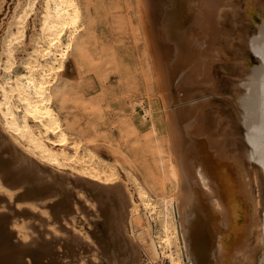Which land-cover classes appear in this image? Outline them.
I'll use <instances>...</instances> for the list:
<instances>
[{"label":"bare ground","instance_id":"1","mask_svg":"<svg viewBox=\"0 0 264 264\" xmlns=\"http://www.w3.org/2000/svg\"><path fill=\"white\" fill-rule=\"evenodd\" d=\"M74 5L60 12L76 22L61 27L57 4L0 0V64L31 61L24 52L35 48L36 25L54 40L46 44L53 54L40 71L17 68L10 75L0 69V96L10 112L22 103L12 116L16 125L25 124L29 109L45 116L57 136L106 172L108 184L61 183L47 173L42 175L49 180L40 182L41 172L17 169L20 154L0 130V176L14 188L26 186L24 197L44 201L60 195L46 202L49 217L47 207L42 216L33 205L14 203L11 192H0V264H264V0H135L143 74L155 88L159 111L144 106L149 130L142 134L144 123L134 112L146 103L125 91L130 107L118 127L125 150L111 142L103 149L89 131H97L93 124L102 116L103 95L86 97L62 82L71 59L89 63L101 79L117 57L107 47L93 48L94 0ZM29 23L28 36L16 41ZM74 95L93 114L89 129L65 113ZM63 184L91 192L105 231L73 230L79 199ZM16 219L22 227H13ZM26 225L33 230H24Z\"/></svg>","mask_w":264,"mask_h":264},{"label":"rangeland","instance_id":"2","mask_svg":"<svg viewBox=\"0 0 264 264\" xmlns=\"http://www.w3.org/2000/svg\"><path fill=\"white\" fill-rule=\"evenodd\" d=\"M94 2H95V7L93 8V11H94V14H96L95 22L97 23L96 24L97 28L95 31L96 33H94V35H96V40H95L96 44L93 45V48L102 47V46L107 47V48L113 50V52L115 53V55L117 57H115V60L113 61L112 65H110V68L108 69L109 72L107 71V74H106L107 77L106 76L104 77L105 80H103L104 78L100 79L99 74L96 73L97 71L93 70L94 68H92L89 63L78 64V62L71 59L68 63L66 76L62 82L65 83L66 81H69V83L78 86L77 87L78 90H80V92H82V93H85L86 97H92V96L98 95V94H101V96L103 95L102 97L100 96L101 102H102L100 104V106H102V108H103L102 109L103 112H101L102 116L99 120H97L95 122V124H93V121H92V118L94 119L93 114L91 113L92 114V117H91V114L89 111L90 109H88V108H85L88 110V111L86 110L87 112L82 110V109H84L83 108L84 105L80 102V100L76 99V97H77L76 95H74L72 97V99H70L68 101V104H66L65 113L67 112L66 114L67 115L69 114L68 116L70 117V119L75 120L76 124L79 127L81 126L82 128L87 129L88 126L90 128V124H91V126L93 124L96 127L97 131H95L94 128L93 129L88 128V129H89L90 133H92L94 131L93 132L94 135L93 134L92 135L96 138L97 142L102 144L101 146H104L103 149L107 150V147L108 146L110 147V145H108V144H110V142H111L112 145H114V144L117 145L118 143H121V145H120L121 149L125 150L124 148H126V146H124L122 144V137H121L120 130L118 127L120 126V124H121L120 122H122L126 113L128 112V108L130 107V101L128 99V95L126 92H132V91H133V93L135 92L136 98H141L142 102L146 103V105L143 104V107H142V105L139 104L137 106L136 111L134 112L135 119L137 118L136 121L138 122L140 120L138 122V123H140V125L144 123L143 126H141V128H140V130L142 131L141 132L142 134H144V132L147 133L146 131L149 130V125L146 124V126H145V122L142 119V115L145 114L144 106H147V105L150 106V104H151V106L153 107V112L155 114H157V112L159 111L158 110V106H159L158 101L159 100L157 98L158 96H157L156 92H154L155 88L152 89L153 87L148 85L147 81L145 80L146 76L144 74L146 72V66H145L146 62H145L143 56L140 55V51H142V49H143V47H142L143 41L140 38L141 36L139 35V30L136 29L135 0H94ZM130 19H131V21H130ZM29 25H30V23L27 24V26L25 25L26 29H24V34L19 36L16 39V41L17 40H18V42L22 41L28 36L29 30H30ZM33 26L34 25H32V28H33ZM35 31H38L37 32V40L35 42L36 43L35 48H31V49L24 52L25 54H27V56L29 57V59L31 61L28 63H22V62L18 61V59L16 58V60H14L13 63L9 66H5L3 63L0 64L1 70L6 71L10 75L17 68H27L30 70H37V71L39 70L40 71V69L43 67V62L45 60H48L50 58V56L53 54V51L50 48H48L46 46V44L50 43V42H54V40L52 41V37L47 35V32H42L43 30H41V26L36 25ZM135 42L137 44H135ZM131 50L134 51V54L132 53L133 51H131ZM136 51L138 52V54ZM252 59L254 60V62H256V60H257V58H252ZM120 62H121V64H120ZM113 64H114V66H113ZM113 67H116L115 68V69H117L116 72L114 71L115 69ZM121 67H122V69H121ZM139 68H140V70H139ZM118 70H120V71H118ZM130 73H132V74H130ZM123 75H124V77H123ZM131 75H133L134 77ZM25 76H26V73H24V77ZM119 77H121V79ZM126 77H127V79H126ZM12 80L13 79L11 77H9L8 79H6V84L11 83ZM127 80H129L128 83L130 82L129 83L130 85L128 84L129 86H126ZM101 82L104 83L105 85L104 84L102 85ZM132 82L134 83V85H132ZM135 83L138 85H135ZM4 85H5V83H3L2 80L0 79V91L5 88ZM136 86H137V88H136ZM149 86L151 87L150 88L151 91L149 89ZM132 87H133V89H130ZM103 88H105V89H103ZM102 89L104 90V93H103ZM128 89H130L131 91ZM80 92H79V94H80ZM143 92L145 94H143ZM79 94H78V96H79ZM102 99H103V101H102ZM78 102H80V103L78 104ZM127 102H128V104H127ZM21 104L22 103L16 105V107L14 108L15 111L12 110V112H10L9 110L6 109L7 102L0 96V130L2 132L7 131L5 129V125L10 126V127H15L13 125H16V124L12 120V116H15V118H16L17 112H20L23 109ZM79 106L81 108H79ZM106 106H108V107L105 108ZM154 106H155V108H154ZM66 109H68V111ZM79 110H81L82 112ZM156 110H158V111H156ZM83 111L85 113H83ZM15 112H16V114H15ZM120 114H121V116H120ZM80 116H81V118H80ZM30 117L33 121L30 120ZM44 117L45 116L38 113L37 111L29 109L24 116V120L26 119V122H24L25 124L23 126L31 128L30 130L36 136H39L41 138L44 136V138L50 140L54 144H61L62 147H61L60 151H62V152L68 151V149H66L65 146H66V144H69V146L73 149V151L70 152V158H72V159L75 158L78 161L85 162L86 164H91L92 166L90 168H92V174L95 177L105 175L104 173H106V172H104V170L98 171L97 166L94 163H92V162H94L93 158L89 157L88 155L86 156V154L84 152H83L84 154L81 153L82 151H80V149L76 150L74 148V144H72L68 139H66V138L63 139L60 136H57L56 135L57 129L54 127L48 126V124L45 122ZM90 117H91V119H90ZM141 121L143 123H141ZM90 122H92V123H90ZM20 128H22V127L18 126V129H20ZM107 130H108V132H107V134H105ZM243 131L244 130H242V133H244ZM50 132L55 134L56 136L50 137V135H47ZM112 136H113V138H112ZM7 138H6V140L9 141V138L8 139ZM96 171H98V172H96ZM103 179L106 181L108 180L107 177H105V176H103ZM82 196L85 197L86 192L79 190V193L78 192L76 193V199H79V200H76V204H75V206L77 207V212L79 213V216L75 220L76 221V227H73V230L75 232L81 234V235H92L95 231H105L104 229H102V222H101V220H103L105 218L99 213L97 203L92 198H86L85 199ZM84 206H88L89 208L94 209L95 214H89L86 211H84L85 210ZM45 210H49V209L46 208ZM48 216L49 217L53 216V214L50 210H49ZM16 220H19V219H16ZM16 220L12 224L13 227L14 226L16 227L17 225L19 227H22V222H20V220L17 222ZM23 222H27V221L24 220ZM50 225L51 224H49L48 227H51ZM23 229L24 230L26 229L28 231L33 230L30 227H28L27 225H26V227H23ZM28 231L23 232L24 235L27 234L28 237H30L35 232V230H34L32 232V234H29L30 232L28 233ZM55 231H57L59 233H63L61 231V229L58 227L56 228ZM17 234H20V231H19V233L17 232ZM48 234H49V232H48ZM20 239H22V237H20ZM65 260H69V257H64L63 261H65Z\"/></svg>","mask_w":264,"mask_h":264},{"label":"flooded vegetation","instance_id":"3","mask_svg":"<svg viewBox=\"0 0 264 264\" xmlns=\"http://www.w3.org/2000/svg\"><path fill=\"white\" fill-rule=\"evenodd\" d=\"M30 120L33 121L31 117H30ZM13 126L15 127H10V126L5 125V129L7 131L3 133L6 138L7 137L9 138V141L8 140L7 141L10 144H12L14 147H16V149L19 151V152L17 151V155L18 153L20 154L18 156V158L19 157L20 158H19V161L17 162V167L19 165L20 168L16 167L18 170L20 169L21 171L23 169L24 170L35 169L33 170L35 171L34 173L37 174L36 171L41 172V175L42 173L43 175L47 173L48 178L54 175L55 176V177L53 176L54 179L50 178L51 179L50 181L52 180L55 181V179L57 180L60 178L61 183L64 180H65L64 182L66 183L68 181L79 179L81 181L86 180L85 182L90 181L89 182L90 184H92V181L97 182L99 186L100 185L105 186L106 184H108V182L103 179L104 175L95 177L92 174V168H90L92 166L91 164H86L85 162L78 161L75 158L73 159L70 158V152H72L73 149L69 146V144H66L65 146V148L68 149V151L62 152L60 151L62 147L61 144H54L50 140L44 138V136L42 138L39 136H36L30 130L31 128L24 127L21 125H13ZM18 126H21L22 128L18 129ZM47 135H50V137L56 136L55 134L51 132L48 133ZM43 175L41 178V180L43 179L42 181L39 178H38L39 180L38 179L37 180L40 182H43L44 180L45 181L49 180V179H46L47 178L46 175L44 177ZM38 181H36V183ZM38 184L40 183L38 182ZM66 185L67 184H65V186ZM60 186L62 188L59 191H61L62 193L64 191V188L66 189L68 187V186L65 187L64 184H63L64 188L62 185ZM73 186L74 185H72V187ZM72 187L67 188V190L71 189L72 191L74 190L73 192L79 193L78 191L79 189L76 186H74L73 188ZM26 191H27L26 186H23L21 188H14L11 184H9V182L4 180L3 175L0 176V192L4 194L11 192L12 201L16 204L17 203L21 204L23 209L24 208L32 209L31 205H33L35 209H32V210L40 214L42 213L43 208L47 207L49 209V206L46 204V202H52L53 200L58 199L60 197V195H58L54 198L41 201L38 198L32 197V195H28L29 193L27 194V196L25 195L24 197L22 194H24ZM85 192H86V196L85 197L82 196V197H84L85 199L91 198L92 196L91 192L89 190H85ZM42 214L40 215L45 216L44 213Z\"/></svg>","mask_w":264,"mask_h":264},{"label":"snow or ice","instance_id":"4","mask_svg":"<svg viewBox=\"0 0 264 264\" xmlns=\"http://www.w3.org/2000/svg\"><path fill=\"white\" fill-rule=\"evenodd\" d=\"M47 3H54L57 4V15L56 19L61 21V27H69L68 21L71 20L72 23L74 24L76 21L73 19L72 16H64L61 14L60 9L62 7L66 8H74V0H46ZM62 34V33H61Z\"/></svg>","mask_w":264,"mask_h":264}]
</instances>
